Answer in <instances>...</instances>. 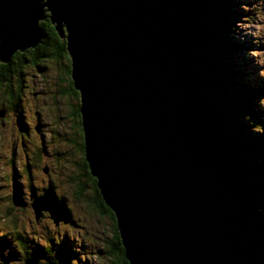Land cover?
<instances>
[{
    "label": "water",
    "instance_id": "water-1",
    "mask_svg": "<svg viewBox=\"0 0 264 264\" xmlns=\"http://www.w3.org/2000/svg\"><path fill=\"white\" fill-rule=\"evenodd\" d=\"M46 16L66 38L86 161L128 264H264L259 189L188 65L189 1L0 0V62L35 48ZM30 198L36 221H71L54 187Z\"/></svg>",
    "mask_w": 264,
    "mask_h": 264
},
{
    "label": "rangeland",
    "instance_id": "rangeland-1",
    "mask_svg": "<svg viewBox=\"0 0 264 264\" xmlns=\"http://www.w3.org/2000/svg\"><path fill=\"white\" fill-rule=\"evenodd\" d=\"M215 4L232 11L223 18L232 16L226 18L229 26L226 38L235 40V44L226 42L220 49L223 56L219 60L233 67L232 74L228 77L225 74L217 81L220 83L206 92L217 98L218 111L233 121L234 132L245 128L252 131L256 122L264 126V93L248 92L250 86L257 90L259 82H264V0H217ZM194 55L202 68H209V57L205 58L202 50L197 49ZM38 64L39 67L30 65L23 69L24 99L20 106L0 117V264H23L25 252L37 253L41 246L50 249L53 264H64V260L66 264H117V252H112L107 243L113 235L111 219L98 215L89 204L91 186L84 183L86 177L79 176L73 164V161L80 163L81 154L71 144L77 134L70 124L72 119L63 116L68 113L70 99L59 90L64 81L62 64L46 59ZM3 82L5 79L0 77V111L9 103L1 86ZM248 95L252 97L247 104ZM257 110L263 114L260 121L252 118ZM39 121L43 129L41 137L34 129ZM26 128L30 132L28 137L23 134ZM261 152L264 154V149ZM257 153L246 157L253 163ZM44 166L50 168V175L44 173ZM14 182L20 184L28 201L33 189L41 195L44 188L54 187L71 210L74 221L55 226L45 216L36 222L33 207L12 203ZM77 185L84 187L80 197L76 194ZM66 255L70 257L68 261ZM39 264H47L44 256Z\"/></svg>",
    "mask_w": 264,
    "mask_h": 264
},
{
    "label": "trees",
    "instance_id": "trees-1",
    "mask_svg": "<svg viewBox=\"0 0 264 264\" xmlns=\"http://www.w3.org/2000/svg\"><path fill=\"white\" fill-rule=\"evenodd\" d=\"M188 1L192 9L195 11L196 22H197L196 32L189 37V43L187 49L188 65L190 68L195 70L201 76L202 78L201 85L203 87V90L206 92L207 89H210L215 84L220 83L217 81H221V79L225 76V74H227V77L229 74H232L231 70L233 66H231L230 63L222 62L219 60L220 57L223 56V53L220 51V49H223L224 44H226V42L235 44V40L231 39V41H229L230 39L226 38L229 27L227 26L228 22L226 18H231L232 16L223 18V16L227 12L232 13V11H227L226 9L217 6L215 4L217 0H188ZM223 1L226 2V0ZM249 12L250 10L248 9V13ZM40 25L44 27L43 30L44 33L46 34L47 40L44 41V44L46 45L53 44L55 40L54 38L57 37V35L56 37L53 35L51 31L53 29H50L49 27L46 28L45 21H40ZM54 44H57V46L62 50L66 46L65 43L63 45L58 44V42ZM197 49L202 50L205 53V55H207L205 58L209 57L210 66L208 69L202 68L198 64V62L195 61L196 59L193 56H195L194 53L196 52ZM44 59L55 60L56 57L49 48L48 49L43 48V44H39L35 48H28L26 51L17 52L12 56V58L8 63L0 62V77L2 78V75L5 74L8 81L12 83L11 90L9 91L10 94L7 95L8 101L10 102L9 109H17V105H18L17 99L19 98V96H21L22 93L21 82H22V73L24 67L27 64L29 66L34 65L35 67H39L38 63L41 60L43 61ZM230 79L234 80L232 76H230ZM13 82H15L14 86H13ZM241 84L243 85V82H241ZM234 85L237 88L240 87L238 84H234ZM259 85L260 86L257 87V90H255L252 86H250L248 92L259 91L264 93V82L260 81ZM206 95L210 110L216 115L222 127L224 126L223 128L225 129L227 135L231 137L239 145L241 149L244 162L247 165V167L250 169L252 178L259 189L260 196H259L258 205L260 212L264 215V154H262V152L260 153V151H263L264 149V126H262L261 123L256 122L254 123L255 125H253L252 131H249L248 129L245 128L240 130V132H234L233 121L230 118L226 119L223 114L219 113L218 107L220 106V103H218L217 98L214 97L213 95H209V93L207 92ZM251 97H252L251 95H248L246 99L247 104L249 103L248 101ZM253 112L254 115L252 116V118L260 121L261 120L260 115L263 116V114H261L262 111L257 110ZM255 114L257 115V117H255ZM250 124H253V122ZM40 129H42V126ZM256 152L258 153L255 155L252 163V161L246 157V154H254ZM36 155L39 156L38 153ZM12 162H14V160H12ZM97 193L100 196L101 202H103L99 190L97 191ZM110 212L112 214L113 220L115 221L114 213L111 210ZM115 234L120 240L117 231V226H115ZM25 247L27 248L26 244ZM25 254L27 255H25V257L23 258V264H25V261L31 257L42 258L44 256L45 258L48 259V256L45 255L43 252L42 246L40 249L37 250V253L31 254L28 251H26ZM117 257L119 258L117 264H128L127 260L125 259L123 247L120 253L117 252ZM65 258H67L68 261L70 257L66 255ZM64 264H66L65 260H64Z\"/></svg>",
    "mask_w": 264,
    "mask_h": 264
},
{
    "label": "flooded vegetation",
    "instance_id": "flooded-vegetation-1",
    "mask_svg": "<svg viewBox=\"0 0 264 264\" xmlns=\"http://www.w3.org/2000/svg\"><path fill=\"white\" fill-rule=\"evenodd\" d=\"M42 21H45L46 22V25H45L46 28L49 27L50 29H53L51 31H52V33H53V35L55 37L57 35V37L54 38L55 39L54 40V43L58 42V44H60V45H63L65 43V45H66V38L60 36V34L57 32V29H56L55 25L51 22L49 16H46V18L44 20H42ZM41 27H42V30H43L44 27L43 26H41ZM43 33H44V30H43ZM46 40H47L46 39V34L44 33L43 34V37H42V39H41V41H40L39 44H43V48H46V49L49 48L53 52V54L55 55L56 59H58V60L55 59L54 61L60 62V64H62V68H61L62 72L61 73H62V78L64 79V81H62L63 82V87L61 89H59V90L65 96L67 95L69 97V99H70L67 102V104H68V113L67 114H64L63 116H65L66 119H69V117H71V119H72V122L70 124L73 125V128L75 129V131H76L77 134L74 137V139H72V143L71 144H72L73 150H76V152H79L81 154L80 155V158H81L80 163H78L76 161H73V164L77 167L78 172H79V176L82 174L84 177H86L85 178L86 181L84 183L87 186H91V193H92V195L87 200L89 202V204L97 211L98 215L104 216L106 218L111 219V226L113 228V235L110 238L111 240L109 239L110 241L109 240L107 241L108 247H109V245H111L110 250L112 252H114V253L115 252L120 253L122 251V245H121L118 237L115 234V226H116L115 221L112 218V214H111L109 208L104 204V202H101V200H100V196L97 193V191L99 189H98V186H97L96 178L91 174L90 169L88 167V163L86 161L84 134H83L82 124H81V114H80V110H79V106H80L79 105L80 104L79 92L75 89L73 80L71 78V59H70L69 53H68V51L66 49V46L62 50L61 48H59L57 46V44H54V43L53 44H49V45L44 44V41H46ZM18 52H21V51H18ZM46 60L52 61L51 59H46ZM28 66L29 65L27 64L24 68H26ZM2 79H5V80L8 81V79H7V77H6L5 74L2 75ZM6 82H3L1 84V86L4 87V89L6 90V95H8V94H10L9 91L11 90L12 83L9 82V81H8L9 83L8 82L6 83ZM22 82H23V73H22ZM22 82H21V85H22ZM14 84H15V82H13V86H14ZM22 92H23V88H22ZM77 92H78V95H77ZM23 99H24L23 98V93H21V96H19V98L17 99V102H18L17 107L20 106V102ZM9 103L7 102V106L3 109L4 115H5V112H7V110H9V106H8ZM13 110H17V109H13ZM2 117H4V116H2ZM44 125H45V123H44ZM79 125H80V128H79ZM41 126H42L41 125V121H39L38 123H36V125L34 126L35 131L37 133H39L37 135L40 136V137L43 135V133L41 132V130L43 131V129H40ZM71 131L73 132V130H71ZM23 134L26 137H28L29 134H30L29 129L26 128V130H25V132H23ZM45 167H48V166H44V168ZM44 168H43V170H44ZM48 173H49V175L51 174L50 173V168H49V172ZM48 173H45V174H48ZM82 190H84V187L77 185L76 194H77L78 197H80L81 194H83L82 193ZM29 198H30V194H29ZM26 201L28 203L27 207L29 205H30V207H32V201L33 200L30 198V201H28V200H26ZM68 210H69V215H70V219H71L70 223L69 222L68 223H65V222L61 221L60 223L55 224L53 222L55 226H59L61 223H63V224H71L74 221V219H72L73 217L71 218L72 213H71V210L69 209V207H68ZM45 216H48L50 218L49 214L47 212L46 213L44 212L43 216L38 221H36V222H39ZM43 252H44L45 255L48 256V259L46 258L47 262L50 263V264L51 263H54L53 259L50 257V254H52V252L50 251V249L49 248H45V249H43ZM118 255H121V254H118Z\"/></svg>",
    "mask_w": 264,
    "mask_h": 264
},
{
    "label": "bare ground",
    "instance_id": "bare-ground-1",
    "mask_svg": "<svg viewBox=\"0 0 264 264\" xmlns=\"http://www.w3.org/2000/svg\"><path fill=\"white\" fill-rule=\"evenodd\" d=\"M224 127V126H223ZM45 189V188H44ZM37 193V192H36Z\"/></svg>",
    "mask_w": 264,
    "mask_h": 264
},
{
    "label": "clouds",
    "instance_id": "clouds-1",
    "mask_svg": "<svg viewBox=\"0 0 264 264\" xmlns=\"http://www.w3.org/2000/svg\"><path fill=\"white\" fill-rule=\"evenodd\" d=\"M40 259V258H39Z\"/></svg>",
    "mask_w": 264,
    "mask_h": 264
}]
</instances>
